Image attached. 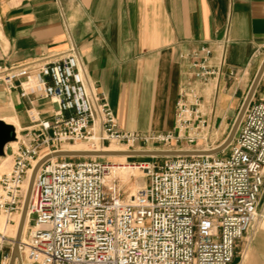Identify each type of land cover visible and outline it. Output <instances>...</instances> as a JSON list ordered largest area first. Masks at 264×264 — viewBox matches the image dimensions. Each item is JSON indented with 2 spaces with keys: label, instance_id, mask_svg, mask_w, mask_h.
<instances>
[{
  "label": "built area",
  "instance_id": "2783aa9c",
  "mask_svg": "<svg viewBox=\"0 0 264 264\" xmlns=\"http://www.w3.org/2000/svg\"><path fill=\"white\" fill-rule=\"evenodd\" d=\"M216 45V65L210 45L191 53L197 79L217 77L228 61V35ZM0 77L10 87L21 78L23 93L39 89L56 104L50 119L30 111L31 125L16 133L13 163L0 173V215L7 226L21 214L28 170L66 144L84 142L96 151L113 143L127 150L157 149L149 144L171 150L183 143L209 149L199 146L208 123L186 103L184 90L172 131L122 129L106 99L93 91L75 46L56 59L0 68ZM248 105L235 138L220 153L139 163L146 170L144 186L129 200L114 178L108 180L114 166L108 156L43 162L28 202L31 226L18 243L24 264H231L238 241L257 217L264 218V101ZM7 226L0 229L4 260L15 240Z\"/></svg>",
  "mask_w": 264,
  "mask_h": 264
},
{
  "label": "crops",
  "instance_id": "0c3cea01",
  "mask_svg": "<svg viewBox=\"0 0 264 264\" xmlns=\"http://www.w3.org/2000/svg\"><path fill=\"white\" fill-rule=\"evenodd\" d=\"M224 34L230 47L221 73L197 79L191 53L210 45L216 65V42ZM71 46L122 129L172 131L184 90L186 103L208 123L199 146L215 148L226 139L263 62L264 0H0V68L42 56L56 59ZM13 82L10 87L0 77V120L20 135L31 125L30 111L50 119L56 104L39 89L23 93L21 78ZM253 101H264V70ZM16 147V139L5 145L0 173L11 168ZM245 240L236 252L250 246ZM255 243L244 262L235 257L231 264H262L264 240ZM8 260L0 251V264Z\"/></svg>",
  "mask_w": 264,
  "mask_h": 264
},
{
  "label": "water",
  "instance_id": "95a60500",
  "mask_svg": "<svg viewBox=\"0 0 264 264\" xmlns=\"http://www.w3.org/2000/svg\"><path fill=\"white\" fill-rule=\"evenodd\" d=\"M264 70V58L263 62L260 64L258 70L256 71V75L249 86V91L242 103V107L240 108L237 116L234 119V123L226 136V139L220 143L219 146L215 148H209V149H189V150H184V149H174V150H169V149H159V150H149V149H143V150H138V149H128L127 151H104V150H74V149H58L54 150L51 153H48L41 157V159L36 163V166L34 167L35 171L40 167V165L51 159L52 157H82V156H113V154L116 155H126V156H174V155H205V154H217L220 153L221 150L225 149L235 138V133L241 123V119L248 108V104L250 100L252 99V96L255 92V87L262 75V72ZM16 139V130L13 127L12 124L7 123L6 121L0 120V155H4V147L8 142L14 141ZM33 186V185H32ZM33 189V188H31ZM32 192V191H31ZM31 195V194H30ZM30 196L26 202H23V207L21 214H23V217L28 210V202H29ZM24 219V218H23ZM24 221V220H23ZM23 221L19 226L17 237H15L14 243L11 247V254L10 258L8 260V264H15V259L16 257L18 258V264H21V254L20 250H18V243L20 241L21 235V229L23 227Z\"/></svg>",
  "mask_w": 264,
  "mask_h": 264
},
{
  "label": "rangeland",
  "instance_id": "374dc122",
  "mask_svg": "<svg viewBox=\"0 0 264 264\" xmlns=\"http://www.w3.org/2000/svg\"><path fill=\"white\" fill-rule=\"evenodd\" d=\"M117 145V144H116ZM64 146V149H77V150H87L89 149L88 144H83V145H76V146H69L67 147ZM121 146V145H118ZM146 147H154V148H164V145L162 144H149L145 145ZM177 145H175L176 147ZM179 147H186V144H179ZM111 148V147H110ZM113 149H118L117 147H113ZM177 149V148H175ZM179 149V148H178ZM150 150V149H149ZM154 150V149H151ZM156 150V149H155ZM75 159V158H74ZM105 159L110 160L114 165H118L114 171V173L111 172V179H115L118 186L120 187L121 191V196L122 198H130L138 188L141 186H144V180L146 178V170L142 169L141 167L138 166L139 163H144L147 161H152V160H161V157L157 159H153L150 156H127V157H105ZM18 216V215H17ZM3 221V223H0V229H2L6 223V220H4L3 216H0V221ZM17 220V217L16 219ZM7 224V223H6ZM16 225H8L7 226V234L12 235L15 237V231H16ZM29 226H31V223L26 226V229L24 231V235H27L29 231ZM249 232L244 236L247 240L248 243H250V246L246 247L244 250L240 248L241 242H244V240H241L239 242L240 246L238 248V252H236L235 257L236 259H241V263L246 260L248 255L250 254L251 250L253 249L254 245L256 244L255 242L257 240H264V218L262 217H257L251 226L249 227ZM245 240V241H246ZM234 257V258H235ZM6 262V261H5ZM236 260L234 261V263ZM262 264H264V259H261ZM28 264V263H25Z\"/></svg>",
  "mask_w": 264,
  "mask_h": 264
},
{
  "label": "bare ground",
  "instance_id": "6f19581e",
  "mask_svg": "<svg viewBox=\"0 0 264 264\" xmlns=\"http://www.w3.org/2000/svg\"><path fill=\"white\" fill-rule=\"evenodd\" d=\"M14 141H11V143H13ZM83 144H85L84 142H82V143H69L68 144V146L67 147H69V146H76V145H83ZM111 147V148H110ZM113 147H117L118 149H113ZM64 149V148H63ZM159 149H163V148H159ZM159 149H156V150H159ZM74 150H77V149H74ZM87 150H90V149H87ZM99 150H104V151H113V150H116V151H127V149L125 148V147H123V146H118V145H116V144H112L111 146H109L108 148H101V149H99ZM151 150V149H150ZM155 150V149H154ZM170 150V149H169ZM172 150H174V149H172ZM184 150H187V149H184ZM109 157H127L126 155H116V154H113V156H109ZM53 159H55V158H53ZM114 165V164H113ZM119 165V164H118ZM118 165H114L113 166V168L111 169V171H112V173H114V171H117V170H115L116 169V167L118 166ZM36 166V165H35ZM34 166V167H35ZM41 166V165H40ZM40 168V167H39ZM38 168V169H39ZM38 169H36V171H35V169L34 168H32V169H29L28 170V176H27V178L25 179V181L23 182V189H24V200H23V202H25L24 204H26V202H27V200H28V198H29V196H30V194H31V191H32V185H33V183H34V181H35V178L37 177V172H38ZM111 179V175L108 177V180H110ZM126 200H129V198H126ZM28 215H29V211L27 210L26 211V213H25V215H24V217H23V214H20V216H19V218H18V221H17V226H16V231H15V237H17V233H18V229H19V226H20V224L22 223V221H23V227H22V229H21V232H20V235H21V238H20V240L21 239H23L24 237H25V235H24V231H25V229H26V226L28 225ZM0 216H3V215H0ZM4 217V216H3ZM17 217V216H16ZM24 218V219H23ZM0 223L2 224L3 223V221L1 220L0 221ZM5 224V226L4 227H6L7 226V224L6 223H4ZM15 264H18V258L16 257V259H15ZM21 264H24V261H23V259H22V257H21Z\"/></svg>",
  "mask_w": 264,
  "mask_h": 264
}]
</instances>
